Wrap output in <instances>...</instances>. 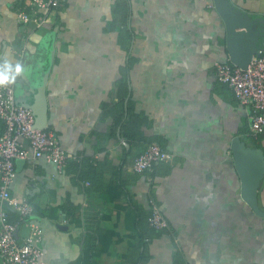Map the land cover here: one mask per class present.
I'll use <instances>...</instances> for the list:
<instances>
[{
	"label": "crops",
	"instance_id": "crops-1",
	"mask_svg": "<svg viewBox=\"0 0 264 264\" xmlns=\"http://www.w3.org/2000/svg\"><path fill=\"white\" fill-rule=\"evenodd\" d=\"M231 1L264 19V0ZM27 4L0 0V62L25 69L15 87L26 73L45 78L47 128L68 155L61 171L25 159L10 184L34 207L44 262L264 264V217L241 196L230 147L239 137L264 150V130L249 133L250 107L215 77V62L230 61L213 0H61L38 29L17 19ZM152 141L167 158L135 172ZM150 196L165 231L147 225Z\"/></svg>",
	"mask_w": 264,
	"mask_h": 264
},
{
	"label": "built area",
	"instance_id": "built-area-1",
	"mask_svg": "<svg viewBox=\"0 0 264 264\" xmlns=\"http://www.w3.org/2000/svg\"><path fill=\"white\" fill-rule=\"evenodd\" d=\"M61 0H28L27 7L18 12L17 19L34 29L50 22ZM253 55L245 69L228 61L215 62L216 79L227 85L235 99L250 107L249 133L256 135L264 130V45ZM18 56L23 55V50ZM168 154L155 141L147 144L132 161L135 172L152 171ZM68 155L55 133L35 126L30 106L17 100L14 82L0 86V264H47L40 247L42 228L33 220L34 207L26 198L10 193L16 171V159H45L54 163L58 171L65 165ZM149 213L146 221L156 231L168 229V222L154 197L148 198ZM10 212L15 215L9 219ZM25 224L27 234L18 238L19 227Z\"/></svg>",
	"mask_w": 264,
	"mask_h": 264
},
{
	"label": "water",
	"instance_id": "water-1",
	"mask_svg": "<svg viewBox=\"0 0 264 264\" xmlns=\"http://www.w3.org/2000/svg\"><path fill=\"white\" fill-rule=\"evenodd\" d=\"M214 8L221 17L226 30V51L229 61L245 69L253 55L264 45V19L252 17V14L231 0H213ZM50 43L53 39L49 36ZM53 45L51 44L50 53ZM45 78L39 74L26 73L23 81L16 85L17 100L30 106L35 116V126L47 127V103L44 92ZM231 152L235 168L240 178V193L248 206L264 217V210L258 203V190L264 178V150L258 146H249L239 137L231 139ZM24 159H16L15 164H22ZM33 184H30L32 187ZM27 189V194L30 191Z\"/></svg>",
	"mask_w": 264,
	"mask_h": 264
},
{
	"label": "clouds",
	"instance_id": "clouds-1",
	"mask_svg": "<svg viewBox=\"0 0 264 264\" xmlns=\"http://www.w3.org/2000/svg\"><path fill=\"white\" fill-rule=\"evenodd\" d=\"M25 69L20 63L11 64L7 60L0 62V86L11 84L18 74Z\"/></svg>",
	"mask_w": 264,
	"mask_h": 264
},
{
	"label": "trees",
	"instance_id": "trees-1",
	"mask_svg": "<svg viewBox=\"0 0 264 264\" xmlns=\"http://www.w3.org/2000/svg\"><path fill=\"white\" fill-rule=\"evenodd\" d=\"M251 146L255 147L258 145L256 143H253V145ZM86 234H88V237L86 236L87 238L85 244L91 246V251H95V248L93 247L94 244L92 243H95L97 241L96 231L92 229H87Z\"/></svg>",
	"mask_w": 264,
	"mask_h": 264
},
{
	"label": "flooded vegetation",
	"instance_id": "flooded-vegetation-1",
	"mask_svg": "<svg viewBox=\"0 0 264 264\" xmlns=\"http://www.w3.org/2000/svg\"><path fill=\"white\" fill-rule=\"evenodd\" d=\"M21 80H22V79H20V81H21ZM20 81L18 82V85H20V84L22 83L23 80H22L21 82H20Z\"/></svg>",
	"mask_w": 264,
	"mask_h": 264
}]
</instances>
